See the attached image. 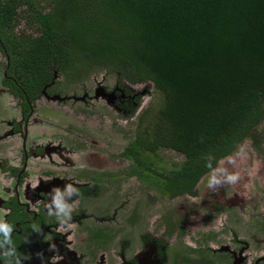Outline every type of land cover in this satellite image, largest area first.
I'll use <instances>...</instances> for the list:
<instances>
[{
	"label": "flooded vegetation",
	"instance_id": "obj_1",
	"mask_svg": "<svg viewBox=\"0 0 264 264\" xmlns=\"http://www.w3.org/2000/svg\"><path fill=\"white\" fill-rule=\"evenodd\" d=\"M20 23L13 30L27 31ZM0 56V90L13 103L0 130V218L13 243L0 233V264H17L14 255L5 258L13 246L19 264H264V188L253 199L249 191L237 197L243 190L222 199L228 185L221 174L206 190L209 199L189 200L178 210L180 199L173 198L195 197L204 175L191 194H168L167 177L180 162L157 170L158 150L140 146L147 134L140 136L136 125L147 104L141 93L125 90L137 84L111 75V88L97 83L75 95L69 75L52 69L47 83H23L22 75L10 74L1 43ZM97 71L87 76L93 82ZM135 116L132 129L123 131ZM72 118L86 127L77 129ZM239 177L236 187L247 181ZM216 183L221 193L213 192ZM57 198L65 212L58 213ZM146 207L152 209L147 220Z\"/></svg>",
	"mask_w": 264,
	"mask_h": 264
},
{
	"label": "trees",
	"instance_id": "obj_2",
	"mask_svg": "<svg viewBox=\"0 0 264 264\" xmlns=\"http://www.w3.org/2000/svg\"><path fill=\"white\" fill-rule=\"evenodd\" d=\"M19 20L27 31L13 30ZM0 43L23 83L52 69L150 82L160 106L143 113L140 146L183 154L171 196L191 194L264 118V0H0Z\"/></svg>",
	"mask_w": 264,
	"mask_h": 264
},
{
	"label": "rangeland",
	"instance_id": "obj_3",
	"mask_svg": "<svg viewBox=\"0 0 264 264\" xmlns=\"http://www.w3.org/2000/svg\"><path fill=\"white\" fill-rule=\"evenodd\" d=\"M23 27L24 25L21 23L18 24L17 26V28L19 29ZM2 64H3V59L0 56V76L2 71ZM94 74H95L94 75L95 82H93L90 79L91 76L90 75L89 77H87V79L83 81L81 80L80 82H76L77 85L76 83H73L74 85L71 86L72 87L71 90L74 92L75 95L81 94L80 92L82 91L81 89L83 88H85L86 92H89L97 83H102V84L104 83L105 84L104 86H106V88L112 87L113 77L111 76V74L109 75L108 72H104L101 69ZM104 78H107V80H104ZM151 89L152 86L150 82H145L133 86L129 85L127 88H125V90L131 93H141L142 101L144 102L145 105L147 104L145 111H148L149 109V113L154 112V110L160 106L159 94L153 89L152 90ZM105 90L106 89L104 87V91ZM11 105H13V103L10 96L7 95L4 91L0 90V130L4 129L3 120L6 119V117L8 116L6 112L7 109L11 107ZM146 114H142V119H143L142 122L138 121L136 125V130L141 134L140 136H142L143 130L146 128L148 122L147 119L149 116ZM135 119L136 116L133 117V119H128L127 122L123 124V131H126V129L131 130L132 129L131 127L134 125L133 123H136ZM71 123H74L77 129H83L86 127L83 123H80L79 120H75L73 118L71 119ZM253 136L257 139L256 141L255 139H253V144L254 145L257 144V147L260 149L259 152H257V150H254L252 148L251 141H249L248 139L244 140L233 153L217 161L215 168L212 169V171H209L200 179V183H197L194 188L196 191L195 197L185 195V196L173 198V199H180L177 200V202L175 203L178 210H182L183 209L182 203L185 202L188 203L189 200L196 202L195 199H209L206 190L207 188L210 187L211 184L210 181L213 177L216 178L221 174H223L222 177H224V180L228 185V188L225 189V191L223 192L222 199H229L234 191L236 193H241V190H243L242 192L243 194L241 195L238 194L237 197L245 196L246 198L248 191L252 199L255 194L258 195L260 190L264 188V120L256 127L255 131L253 132ZM157 150H158L156 154L158 155V157L156 158L157 170H161V169L169 170L174 167L173 166L174 164L177 165L179 162L181 163L184 160L183 154L174 152L169 148L160 147ZM246 173H248V175ZM230 174L231 175L238 174L239 176L242 175L243 177H246V180L248 182L245 181L242 185L236 187L232 183H229L228 181V176H230ZM219 185L221 184H217V183L215 184V186H219ZM220 188L222 187L220 186L215 187L213 192L214 193L216 192V194L218 192L221 193L220 191H218ZM146 195L148 196V194ZM155 195L157 197V198L155 197V199H160L158 198L157 192H155ZM184 199H187V201H184ZM161 204L163 205V203ZM157 205L158 203L156 202L155 209L159 212L161 208L160 207L156 208ZM149 207L153 208L154 206H149ZM149 207L143 209L144 212L148 213V215H146V213L145 215L143 214L145 220L148 219V216L150 215V212L152 210ZM164 207H165V202H164ZM159 215H161V213L155 214V217H158Z\"/></svg>",
	"mask_w": 264,
	"mask_h": 264
},
{
	"label": "clouds",
	"instance_id": "obj_4",
	"mask_svg": "<svg viewBox=\"0 0 264 264\" xmlns=\"http://www.w3.org/2000/svg\"><path fill=\"white\" fill-rule=\"evenodd\" d=\"M242 151V150H241ZM239 175L238 174H233V175H230L228 176V181L230 183H234L236 182L238 179H239ZM212 182H216L215 181V178L213 177L210 181V183ZM38 186V181H36L34 184H33V187H37ZM54 203H55V206L56 208L58 209V213L59 212H65V209L67 208V206L65 204H63L61 202L60 199H55L54 200ZM57 213V215H58ZM49 215H53V213L51 212V210L49 209V212H48ZM70 218V217H69ZM61 226H63V222L60 223ZM72 226L69 225L68 228H71ZM11 232H12V229L11 227L9 226V223L4 221L2 218H0V233L3 234V237L2 239L6 242V243H9V244H12L13 241L11 239ZM54 247V246H53ZM9 255H14L16 261H17V264H19V257H20V254L16 252V248L15 246H13L9 251H6L5 252V258H7ZM10 264V262H9Z\"/></svg>",
	"mask_w": 264,
	"mask_h": 264
},
{
	"label": "water",
	"instance_id": "obj_5",
	"mask_svg": "<svg viewBox=\"0 0 264 264\" xmlns=\"http://www.w3.org/2000/svg\"><path fill=\"white\" fill-rule=\"evenodd\" d=\"M226 157V156H225ZM224 158V157H223ZM221 160V159H220Z\"/></svg>",
	"mask_w": 264,
	"mask_h": 264
}]
</instances>
